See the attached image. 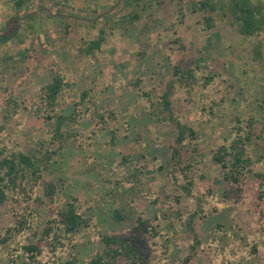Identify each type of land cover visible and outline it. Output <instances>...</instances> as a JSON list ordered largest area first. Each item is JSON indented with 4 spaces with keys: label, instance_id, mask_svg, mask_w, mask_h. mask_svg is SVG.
Returning a JSON list of instances; mask_svg holds the SVG:
<instances>
[{
    "label": "rangeland",
    "instance_id": "rangeland-1",
    "mask_svg": "<svg viewBox=\"0 0 264 264\" xmlns=\"http://www.w3.org/2000/svg\"><path fill=\"white\" fill-rule=\"evenodd\" d=\"M13 2L0 7V147L51 160L37 184L26 180V193H10L0 205V264H24L19 248L33 239L26 231L1 242L13 211L28 207L41 231L71 197L91 217L75 240L84 264L103 247L102 234L148 238L155 264H264L257 179L249 174L235 187L213 159L232 139L236 119H256L257 131L264 125V27L243 34L231 11L219 8L208 29L206 13L181 0ZM93 41L99 43L87 53ZM56 72L67 85L47 110L42 89ZM171 82L173 117L196 133L179 164L172 160L181 147L176 127L162 103ZM35 109L74 112L76 119L58 137L54 118ZM263 143H250L255 158ZM262 169L264 161L256 171ZM47 183L56 187L53 202ZM141 222L159 232L156 243L151 231H137Z\"/></svg>",
    "mask_w": 264,
    "mask_h": 264
},
{
    "label": "trees",
    "instance_id": "trees-1",
    "mask_svg": "<svg viewBox=\"0 0 264 264\" xmlns=\"http://www.w3.org/2000/svg\"><path fill=\"white\" fill-rule=\"evenodd\" d=\"M181 1L188 3L192 12L203 10L206 13L203 18L208 29L215 26L216 17L214 15L219 8H226L231 11L243 34L259 35L264 27V20H261L264 15V5L261 3L255 5L247 0H229L227 4H222L219 7L212 3V0ZM98 43L99 41H93L86 50L87 53L95 49ZM179 72H182L180 68L177 69L176 75ZM191 72V69H187L183 73L191 74ZM183 76L185 75L183 74ZM66 85L64 75L56 72L51 81L44 86L42 93L47 110H54L59 104L60 95ZM173 90L174 82H171L162 97V103L163 109L169 113L167 118L171 119L176 127L177 136L175 140L181 147L174 148L172 160L179 164L183 159L182 150L185 147L186 140L194 138L196 133L194 129L173 117L169 99ZM86 98L87 91L81 95L82 100ZM35 112L43 114L46 119L54 118L53 130L58 137L65 135L62 131L63 124L76 119L74 112L69 114L57 112L54 115L40 109H35ZM255 124L256 119L249 120L246 123L239 118L236 119V123L230 128L232 139L217 149L213 159L221 165L224 179L235 187H241L248 175L253 174L257 179V189L260 192V197H264V169L256 171L257 165L264 161V148L261 147L263 151L257 158L250 153V143L260 146L264 141V125L257 131ZM50 160L51 157L47 153L38 156L14 150L7 151L6 147H0V205L7 200L10 193H26L28 190L27 186L24 185L26 180L29 184L30 182L33 185L37 184L41 178V173L49 169ZM189 167L190 165L181 168L184 174H186L185 170ZM191 184L189 181L187 185ZM55 188L53 183L46 184V193L51 202L54 201ZM184 188L189 191L188 186L185 185ZM78 202V198L71 197L63 207L57 208L54 216L47 220L41 231L33 226L31 222L32 211H29L28 207L22 211H13L15 222L7 230V235L1 239V242H9L12 235H20L29 231L33 236L32 241L22 244L19 248L26 257L24 264H84L79 258V252L76 249L78 244L75 240L77 234L90 227L91 217L85 216L80 211ZM194 217L192 216L188 225L197 237L192 225ZM115 218L122 220L124 216L116 212ZM141 227L137 231L141 233L143 228L146 232L151 231L153 233L152 243H156L155 238H158L159 232L154 227H146L144 222H141ZM100 241L103 247L96 251L85 264H155L153 262L154 251L150 248L149 240L146 237L132 234H102ZM164 246L166 252L168 246ZM14 262L16 263V259H14Z\"/></svg>",
    "mask_w": 264,
    "mask_h": 264
},
{
    "label": "crops",
    "instance_id": "crops-1",
    "mask_svg": "<svg viewBox=\"0 0 264 264\" xmlns=\"http://www.w3.org/2000/svg\"><path fill=\"white\" fill-rule=\"evenodd\" d=\"M14 1V2H13ZM22 0H2V3L0 2V7H4L3 5H5L6 3H7V6L9 5L8 3L10 2H13L18 8H20L19 6H18V4L21 2ZM14 8H15V10H14V13L15 12H17L18 11V9L14 6ZM21 10V9H20ZM30 13H33V12H30ZM0 15H1V13H0ZM28 15H29V13H28ZM1 20H2V18L0 17V22H1ZM2 28H4V27H1V29ZM4 31H2L0 34H2ZM5 36H7V35H5ZM5 36H3V37H5Z\"/></svg>",
    "mask_w": 264,
    "mask_h": 264
}]
</instances>
